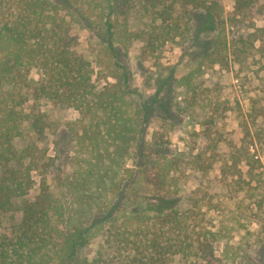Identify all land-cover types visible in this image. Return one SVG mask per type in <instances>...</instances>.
Wrapping results in <instances>:
<instances>
[{
    "label": "trees",
    "instance_id": "1",
    "mask_svg": "<svg viewBox=\"0 0 264 264\" xmlns=\"http://www.w3.org/2000/svg\"><path fill=\"white\" fill-rule=\"evenodd\" d=\"M253 1L236 0V8L243 11ZM175 5L202 9L212 19L216 2L0 0V264H173L226 238V225L207 229L210 221L200 206L218 205L207 190L198 186L187 203L161 193L177 180L179 154L157 151L149 157L144 151L152 116L174 120L197 110L203 145L188 160L190 167L206 177L225 159L218 145L228 109L211 89L194 83L190 73L158 75L152 100L146 101L132 85L133 43L140 44L142 56H156L165 42L184 37L186 25L173 15ZM131 14L137 30L127 22ZM66 18L93 34L95 67L70 49ZM220 38L207 43L200 59L221 63L228 46L246 43ZM33 68L41 73L37 81L29 77ZM41 99L78 114L67 125L73 142L68 167L52 176L55 159L39 156L31 145L20 150L14 145L28 116L32 131L42 135L46 114L29 103ZM229 156L232 162L223 170L236 174L231 181L240 187L239 155ZM147 184L155 189L151 199L143 195ZM35 185L36 195L14 222L7 217L13 200ZM97 237L101 242L88 259L81 251ZM256 254L264 262V243ZM221 256L231 264H255L249 250L227 240Z\"/></svg>",
    "mask_w": 264,
    "mask_h": 264
},
{
    "label": "rangeland",
    "instance_id": "2",
    "mask_svg": "<svg viewBox=\"0 0 264 264\" xmlns=\"http://www.w3.org/2000/svg\"><path fill=\"white\" fill-rule=\"evenodd\" d=\"M211 1L216 2L212 19L202 9L175 5L173 15L179 18L182 26L186 25L184 37L177 36L165 42L156 56H142L140 44L133 43L128 49V61L133 75L132 85L143 100H152L158 75L164 78L170 74L178 77L190 73L194 83L211 89L226 104L228 110L220 125L223 141L218 145L225 159L209 170L206 177L190 167L188 160L203 145L198 134L203 128V118L197 110L193 116L187 112L174 120L160 118L158 114L152 116L143 137L144 151L149 157L157 151L179 154L177 180L161 193L187 203L188 198L196 196L194 192L198 186L207 190L218 204L214 208L200 206L203 216L210 221L207 229L216 231L220 225L227 227L226 238L212 241L211 249H197L193 256L175 258L173 264H231L221 256L226 240L249 250L255 264H263L256 251L264 243V0H254L243 11L236 8V0H207V3ZM66 19L70 49L95 67L93 34ZM127 22L132 30L140 28L134 14ZM217 36L227 41L242 38L246 43H239L236 49L228 46L221 63L200 59L207 43L215 42ZM40 75L39 69L30 70L29 77L34 81ZM102 84L97 83L99 88ZM29 103L33 104L35 111L46 114L47 125L42 135H38L30 127L32 117H26L20 124L23 137L16 139L14 145L19 150L31 145L39 156L55 159L52 176L58 167H68L73 142L68 136L67 125L77 119L78 114L71 108L52 105L42 99ZM231 154L239 155L240 187L231 181L236 174L231 176L227 169L223 170L225 164L232 162ZM152 176L153 170L148 171L146 181L150 182ZM34 178L38 180V176ZM36 186L25 196L13 200V209L7 217L12 216L16 223L19 221L20 209L36 195ZM154 191L149 184L144 185L143 195L151 199ZM100 242V237L94 238L81 254L91 259Z\"/></svg>",
    "mask_w": 264,
    "mask_h": 264
}]
</instances>
